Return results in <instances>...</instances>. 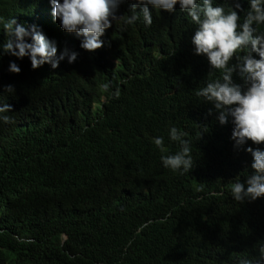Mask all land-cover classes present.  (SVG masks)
Listing matches in <instances>:
<instances>
[{"label": "trees", "instance_id": "obj_1", "mask_svg": "<svg viewBox=\"0 0 264 264\" xmlns=\"http://www.w3.org/2000/svg\"><path fill=\"white\" fill-rule=\"evenodd\" d=\"M133 2L121 0L117 15H131ZM23 4L0 0V14ZM149 9V27L142 15L113 21L106 50L62 36L60 47L70 44L81 62L55 69L4 53L0 29V104L12 105L11 122H0V264H234L258 254L264 197L241 203L229 190L253 171L245 149L264 143L235 146L231 119L221 125L214 105L196 97L220 73L194 53L187 14ZM171 126L191 141L194 164L183 175L162 166L151 141L163 136L169 153L179 151Z\"/></svg>", "mask_w": 264, "mask_h": 264}, {"label": "clouds", "instance_id": "obj_2", "mask_svg": "<svg viewBox=\"0 0 264 264\" xmlns=\"http://www.w3.org/2000/svg\"><path fill=\"white\" fill-rule=\"evenodd\" d=\"M24 1L26 4L20 6L19 12L0 14V29L6 36L2 49L18 59L27 56L34 70L45 63L53 69L58 68L65 58L68 63L81 62L80 52L70 44L60 47L57 41L62 36H67L66 42L79 37L80 48L89 52L102 46L106 50L102 37L113 21L133 25L142 15L143 24L149 27L153 23L149 5L168 12H174L178 5L197 26L191 37L194 53L206 57L210 70L220 73L200 87L195 92L196 97L214 105L218 110L216 119L221 125L231 119V138L235 146L246 145L249 141L258 146L264 143V30H261L264 0H247V9L242 8L240 0H232L227 9L214 0H134L128 16L117 15L121 0ZM138 6H143L139 12L136 11ZM238 9L244 12L243 16L238 14ZM20 13L25 17L19 16ZM8 71L19 73L21 68L11 61ZM234 74L242 84L234 80ZM111 87L110 81L103 84L105 92ZM6 90L12 91L13 87L9 85ZM119 96V88L110 92L111 98ZM10 111L11 104H0V122H11L6 114ZM211 112L209 109V114ZM168 138L178 142L179 151L169 153L163 136L151 138L161 153L162 166L181 175L188 173L194 164L191 141L176 126L168 129ZM245 150L251 153L253 171L243 182L235 180L229 190L233 200L241 203L264 197V148L248 146ZM257 250L255 256L236 257L234 264H264V243H260Z\"/></svg>", "mask_w": 264, "mask_h": 264}]
</instances>
